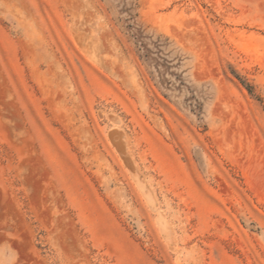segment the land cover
Instances as JSON below:
<instances>
[{"label":"rangeland","instance_id":"rangeland-1","mask_svg":"<svg viewBox=\"0 0 264 264\" xmlns=\"http://www.w3.org/2000/svg\"><path fill=\"white\" fill-rule=\"evenodd\" d=\"M0 264H264V0H0Z\"/></svg>","mask_w":264,"mask_h":264}]
</instances>
